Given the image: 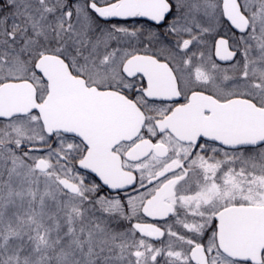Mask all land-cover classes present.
I'll return each instance as SVG.
<instances>
[{
  "label": "snow or ice",
  "instance_id": "obj_1",
  "mask_svg": "<svg viewBox=\"0 0 264 264\" xmlns=\"http://www.w3.org/2000/svg\"><path fill=\"white\" fill-rule=\"evenodd\" d=\"M0 264H264V0H0Z\"/></svg>",
  "mask_w": 264,
  "mask_h": 264
}]
</instances>
